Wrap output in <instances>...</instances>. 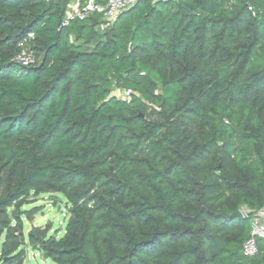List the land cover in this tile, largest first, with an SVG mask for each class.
Returning a JSON list of instances; mask_svg holds the SVG:
<instances>
[{"label": "trees", "instance_id": "trees-1", "mask_svg": "<svg viewBox=\"0 0 264 264\" xmlns=\"http://www.w3.org/2000/svg\"><path fill=\"white\" fill-rule=\"evenodd\" d=\"M76 1L0 0V264H24V205L49 193L65 234L28 245L54 264H264L263 239L243 253L264 207V0H141L64 27Z\"/></svg>", "mask_w": 264, "mask_h": 264}, {"label": "built area", "instance_id": "built-area-1", "mask_svg": "<svg viewBox=\"0 0 264 264\" xmlns=\"http://www.w3.org/2000/svg\"><path fill=\"white\" fill-rule=\"evenodd\" d=\"M141 0H107L106 3H97L96 0H88L85 3L76 1L66 13L63 26H69L75 20H85L94 14L102 15L106 20H113L121 12L132 8ZM250 10H252L250 8ZM36 35L29 33L19 44L20 52L16 61L24 66L30 67L36 64L37 59L32 51V45ZM129 92H127V96ZM247 215V212H244ZM252 236L243 246V253L246 257H255L259 254L257 239L264 240V207L256 211L251 219Z\"/></svg>", "mask_w": 264, "mask_h": 264}, {"label": "rangeland", "instance_id": "rangeland-1", "mask_svg": "<svg viewBox=\"0 0 264 264\" xmlns=\"http://www.w3.org/2000/svg\"><path fill=\"white\" fill-rule=\"evenodd\" d=\"M114 94L120 98L127 97L125 90H116ZM68 204L62 194H42L39 196L31 195L24 205L26 211L32 218L24 216L22 219L24 235L26 238L27 256L24 264H54L50 259L43 257L39 251L34 250L28 245L29 234L35 227H51L50 235L62 237L69 219ZM10 212H13L11 210ZM260 246L264 252V241H260Z\"/></svg>", "mask_w": 264, "mask_h": 264}]
</instances>
